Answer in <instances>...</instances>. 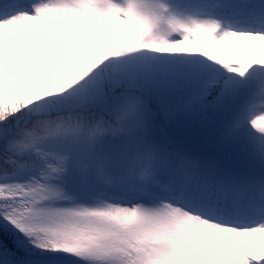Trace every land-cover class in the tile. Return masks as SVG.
Instances as JSON below:
<instances>
[{"label":"snow or ice","instance_id":"snow-or-ice-1","mask_svg":"<svg viewBox=\"0 0 264 264\" xmlns=\"http://www.w3.org/2000/svg\"><path fill=\"white\" fill-rule=\"evenodd\" d=\"M0 264H264V0H0Z\"/></svg>","mask_w":264,"mask_h":264}]
</instances>
